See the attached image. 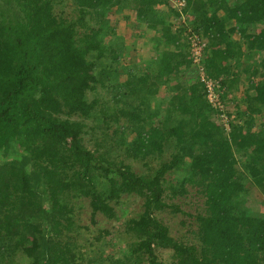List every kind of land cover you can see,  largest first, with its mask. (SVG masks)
Returning <instances> with one entry per match:
<instances>
[{
  "label": "trees",
  "instance_id": "trees-1",
  "mask_svg": "<svg viewBox=\"0 0 264 264\" xmlns=\"http://www.w3.org/2000/svg\"><path fill=\"white\" fill-rule=\"evenodd\" d=\"M236 1L70 0L68 14L66 0H0V264H17L19 252L25 264H164L160 250L170 251L168 264H264V212L249 193L264 195V122L255 121L264 116V0ZM110 10L135 11L139 35L153 32L152 60L117 64L118 37L104 42L115 34ZM192 34L205 43L206 78L234 105L229 131L192 63ZM234 59L253 62L244 66V110L233 101L244 73ZM161 89L165 108L155 99ZM88 130L93 149L83 143ZM190 187L204 199L194 215L175 200ZM130 195L142 210L118 234L101 229L90 258L78 200L88 199L95 224L97 214L116 219L115 205ZM166 208L195 219L193 241L170 234L156 214ZM117 239L127 248L106 254Z\"/></svg>",
  "mask_w": 264,
  "mask_h": 264
},
{
  "label": "rangeland",
  "instance_id": "rangeland-1",
  "mask_svg": "<svg viewBox=\"0 0 264 264\" xmlns=\"http://www.w3.org/2000/svg\"><path fill=\"white\" fill-rule=\"evenodd\" d=\"M66 8L65 11L66 13H70V11L72 10V6L70 5V0H66ZM231 1H236V0H231ZM237 2V1H236ZM238 3V2H237ZM126 15L129 17V19L127 20L125 17ZM107 21L115 28V34L114 36H112L111 33H107L104 37V42L105 45H108L110 43V39L111 37H119L117 35V32L120 33V35L122 36L123 33H125L126 35L129 34V32H131L132 30L134 31L133 33L136 35V37H133V34L129 35V37H127V44L126 46L121 43L122 47H123V51L120 54V59L118 60L117 64H122V65H131V64H141L140 61L144 60V59H150L151 57H153L154 55H156L155 51L153 50V47L151 44V41L148 42H144V46L145 49H134L137 48L135 47L136 44H139V42L141 43L142 41H146L147 37L146 36V32L144 35L140 36L139 33L141 30L138 29L136 24H135V11H124V12H119L117 10H110V12L107 14L106 17ZM255 27H253V31H258L261 27V24H257L254 25ZM150 34V32H149ZM151 34H153V32H151ZM150 34V35H151ZM118 42L120 43V41L118 40ZM135 50L137 57L134 55H132V50ZM157 52V51H156ZM157 54H159L157 52ZM256 59V61H258L257 59H259L260 57L255 56L252 59ZM152 60V58L150 59ZM246 62V60L244 61ZM251 62V60H250ZM246 65V64H245ZM244 65V66H245ZM243 66V63L241 65V67ZM252 71L250 69V75L252 74ZM245 73V72H244ZM249 73V72H247ZM256 73V72H254ZM260 77L258 75H254L253 77V81H258ZM244 79V78H243ZM241 88L240 91H238V93H236V95L234 96V102H238L236 103L238 107H242L241 110H244V99L246 98V89L247 86H249L250 84L248 82L242 81V84H240ZM238 87V86H237ZM239 89V88H238ZM100 97L102 95H105V90H103V88L101 86H99L97 88ZM163 90L160 91V94H157L156 98L157 100L160 101V103H162V107H166L168 104V93L166 92L163 95ZM92 97V94H89V98ZM153 106H155V102L153 103ZM234 105L232 103H228V110L229 111H233ZM251 112V111H250ZM253 113V112H252ZM73 119H78L79 117L73 116ZM255 121L257 123V126L259 128V124L261 122H264V116H258L256 115L255 117ZM88 124L90 125L91 122L88 121ZM256 128V129H258ZM89 131V130H88ZM83 143L90 149H93L94 147V133L89 131V132H85L83 135ZM171 149H169L168 151L165 152L164 154V159H168L169 155H170ZM148 161L151 162V166L156 167L157 163L156 161L148 158ZM126 162L131 163L132 168L134 169L135 172L141 174V173H145L147 171L146 166L143 164L142 161H135L132 159H128L126 160ZM173 176L172 173L168 174L167 178L171 179ZM250 196L256 201V203L259 205L260 203H262V208H263V212H264V195H260V193L258 192V190L256 188L250 187L249 190ZM177 203L181 204L182 209L185 212H189L192 213L193 215L197 212V211H202V206H203V197H200L197 193H196V189L195 188H191L190 187V193L186 196H182L180 198L175 199ZM122 205H115V210H116V214H117V218L115 219H107L106 217H104L102 214H97L96 215V223H91L90 221V213H91V209L88 205V199H79L77 202V205H80V207L77 208V216H78V221L79 224L84 226V227H88V228H82L81 230V236L79 238L80 243L83 245L84 249H86L89 252V257L92 258L94 256V253L92 252L93 249H95V247H97L102 241H98V240H94V236H96L97 234H99V232L101 231V229H107L110 231L111 235H115L118 234V232H121L123 230V222L125 221V219L130 218L135 216L136 214H138V212H140L142 210V199L137 197L136 195H130V196H124L122 197L121 200ZM158 218H160L162 220V222L164 224H166L169 227V231L170 234L174 237L177 238H183L185 239V241L191 242V240L193 241V236L192 233L193 231L196 229V223H195V219L191 216H186L185 214L181 213V212H173L171 209L166 208L160 212L156 213ZM110 236H107L105 239H110ZM91 242H93L91 244ZM127 248V244L125 242V240H121V239H117V240H113L112 243H110V240L108 242V244H106L105 246V253L106 254H111V255H120L125 249ZM169 250H160L159 251V256L160 258L163 260L164 264H168L169 261ZM27 261V258L24 257L20 252L17 254L16 256V263L17 264H25ZM146 264V263H143Z\"/></svg>",
  "mask_w": 264,
  "mask_h": 264
},
{
  "label": "built area",
  "instance_id": "built-area-1",
  "mask_svg": "<svg viewBox=\"0 0 264 264\" xmlns=\"http://www.w3.org/2000/svg\"><path fill=\"white\" fill-rule=\"evenodd\" d=\"M169 5L175 8H180L184 6V0H168ZM186 14H181V21H184ZM190 39V44L192 46V63L197 67L200 80L204 82L206 90V99L212 105L213 108L220 111L218 116H216L217 121L222 123L223 128L229 131V117L227 114V106H225L221 100V95L219 91V84L217 81L206 78L205 71L201 65V52L205 46V43H201L200 38L196 34H192Z\"/></svg>",
  "mask_w": 264,
  "mask_h": 264
},
{
  "label": "crops",
  "instance_id": "crops-1",
  "mask_svg": "<svg viewBox=\"0 0 264 264\" xmlns=\"http://www.w3.org/2000/svg\"><path fill=\"white\" fill-rule=\"evenodd\" d=\"M161 11H164V12H162V13H167L166 11H168V8H167V6L166 5H160L159 7H158ZM173 18V23L175 24L174 25V28L176 27V26H178L179 25V22H176V17H172ZM177 23V24H176ZM138 26H141L140 28L138 27V29H141V30H143V25L141 24V25H138ZM136 27V26H135ZM134 31L132 30L131 32H129V34H125V33H123V35L121 36L120 35V33L119 32H117V35L119 36L118 37V40L120 41V43H123L125 46H126V44H127V37H129V35H131V34H133V37H136V35L133 33ZM141 32V31H140ZM148 33V31H146V36L145 37H147V40L146 41H142L141 43L139 42V44H136L135 45V47H137V48H134V49H137V50H140V49H145V47H142V46H144L145 44H144V42H148V41H150V39L152 38H150V35H149V33ZM144 44V45H143ZM132 50V55L134 54L136 57H137V54L135 53L136 51L135 50ZM133 55V56H134ZM155 56V55H154ZM245 56H247V54L245 55ZM244 56V59H246V57ZM242 59V58H241ZM242 60V63H243V67H241L240 65H238V60H236V59H234V60H231V62H230V65L231 66H233V70H237L236 69V67L237 66H239L242 70H243V72H245L244 71V65L246 64V65H250V64H253V62L251 61H249L248 59L246 60V62H244L245 60ZM246 70V69H245ZM248 74L247 73H243V76H242V78L239 80V82H242V81H244L243 80V78L245 79L246 78V76H247ZM241 85H239L237 88H241L240 87ZM161 90H163V95L166 93V91L164 90V89H161ZM160 90V91H161ZM159 94H160V92H159Z\"/></svg>",
  "mask_w": 264,
  "mask_h": 264
},
{
  "label": "clouds",
  "instance_id": "clouds-1",
  "mask_svg": "<svg viewBox=\"0 0 264 264\" xmlns=\"http://www.w3.org/2000/svg\"><path fill=\"white\" fill-rule=\"evenodd\" d=\"M176 22H181V20H180V19H178V20L176 19ZM176 24H177V23H176Z\"/></svg>",
  "mask_w": 264,
  "mask_h": 264
}]
</instances>
